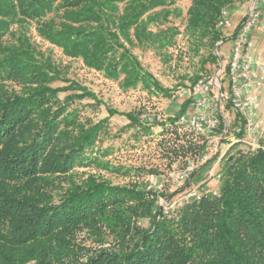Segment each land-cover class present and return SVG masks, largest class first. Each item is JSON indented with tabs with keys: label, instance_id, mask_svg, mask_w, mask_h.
I'll return each mask as SVG.
<instances>
[{
	"label": "trees",
	"instance_id": "trees-1",
	"mask_svg": "<svg viewBox=\"0 0 264 264\" xmlns=\"http://www.w3.org/2000/svg\"><path fill=\"white\" fill-rule=\"evenodd\" d=\"M177 2L0 0V264H264V137L257 150L229 149L216 173V195L165 211L159 200L171 195L148 188L145 180L157 178L156 170L109 168L96 155L109 119L119 114L107 109L106 118L93 122L69 111L74 99L95 97L68 81L52 51L30 36L33 27L42 42L123 92L140 87L169 97L133 51L164 53L176 46L181 31L173 22L183 18ZM248 3L190 1L182 32L198 67L183 92L218 65L213 50L228 41L217 28L222 12ZM225 79L226 72L222 87ZM191 101L186 97L164 122L141 120L140 111L120 114L128 122L123 129L137 130L136 138L150 136L154 127L170 129L172 156L184 157V167L189 154L200 161L209 155L207 140L177 123ZM233 114L230 136L240 139L243 120ZM213 159L191 174L199 189L207 186ZM100 165L128 182L77 175Z\"/></svg>",
	"mask_w": 264,
	"mask_h": 264
},
{
	"label": "rangeland",
	"instance_id": "rangeland-1",
	"mask_svg": "<svg viewBox=\"0 0 264 264\" xmlns=\"http://www.w3.org/2000/svg\"><path fill=\"white\" fill-rule=\"evenodd\" d=\"M190 1L178 0L176 4L181 10L183 18L173 22V25L178 26L181 31L176 39L175 47L170 48L164 53L141 49H135L133 51L144 69L152 74L163 88L170 91L169 97L163 96L162 94L155 95L148 93L140 87L123 92L116 83L105 80L100 73L88 70L80 61L66 59L59 50L42 42L37 37L33 27L30 29V36L33 42L38 47H41L42 50L52 51L53 60L62 67L63 75L67 80L87 89L95 97V99H74L68 106L69 111L76 110L81 119H89L93 122L106 118L107 109L115 110L119 114L109 119L108 134L103 135L101 141L96 145V155L101 164L107 163L109 168L116 166L156 170L159 174L158 179L155 176H149L145 180H148L151 186H156V190L162 194L166 196L171 195L168 201H165L163 198L159 200L161 207L167 209L181 206L185 202L187 193L193 188L199 187L192 182L191 176L189 180L177 179L179 174L184 170V157L178 156L175 158L172 156L171 144L173 143V137L169 133L170 129L168 132H162L161 128L154 127L150 136L136 138L137 130L123 129L128 122L120 114L140 111L142 113L141 120L146 117L150 123L152 118H156L158 122H164L179 110L180 105L186 98V95H182L184 85H190L187 78L192 76L198 67L197 57L192 53L193 47L184 32H182L184 15L190 5ZM247 1L250 3V0ZM249 3L247 5H237L230 11L233 27L245 15ZM252 44L253 53L258 54L260 59L264 61V29L255 28L253 30ZM230 49L231 42L228 41L219 45L217 49L216 47L214 48L213 53L218 58V65L217 67L211 66L210 70L212 75L210 77L218 75L217 79L220 78V70L225 69L230 59ZM227 80L225 79L223 83L224 91L227 88ZM57 85L63 86V84ZM76 93L80 94V91H76ZM66 95L65 93L60 94L59 98L62 99ZM258 114L261 140L264 137V86L259 94ZM222 115L229 126L227 136L230 137V134H232L234 114L231 110L223 109ZM181 129H177V131ZM178 132L181 135V132ZM103 151L105 154L102 153ZM220 155L213 157L214 159L211 161L205 173V183L207 185L205 188L210 189L218 186L214 175L219 170L220 162L217 164V161ZM212 156L206 155L204 157L207 159L196 161L189 154L186 156L188 158L186 160L196 169L206 160L212 158ZM222 159L219 160L222 161ZM102 166L80 168L78 169L77 175L85 177L88 174H96L118 185H123L128 182V179L122 178L120 175L114 174ZM156 179L159 180L157 184Z\"/></svg>",
	"mask_w": 264,
	"mask_h": 264
},
{
	"label": "built area",
	"instance_id": "built-area-1",
	"mask_svg": "<svg viewBox=\"0 0 264 264\" xmlns=\"http://www.w3.org/2000/svg\"><path fill=\"white\" fill-rule=\"evenodd\" d=\"M217 28L222 30L228 42H231L226 71L220 70L219 79L218 75L198 79L190 89L182 92V95L192 101L177 123L183 130L204 137L208 143L209 156L216 157L221 154L219 159H222L234 144L251 151L260 148L258 110L259 94L264 86V63L258 54L253 53L251 36L255 28L264 29V0H250L243 19L235 27L231 22V14L222 12ZM221 44L222 42H219L217 46ZM224 72L228 79L226 91L220 82ZM227 104L230 110L243 120V137L240 139L232 135L227 136L229 126L222 115V110ZM221 123L223 128L217 132ZM204 159L207 158L203 157L200 161ZM219 159L217 164L221 163ZM193 171V166L188 163L177 179L189 180ZM214 177L218 182L219 176L215 174ZM148 188L156 190V186L150 184ZM217 192V187L193 188L187 193L185 201L199 200L202 196L216 195Z\"/></svg>",
	"mask_w": 264,
	"mask_h": 264
},
{
	"label": "crops",
	"instance_id": "crops-1",
	"mask_svg": "<svg viewBox=\"0 0 264 264\" xmlns=\"http://www.w3.org/2000/svg\"><path fill=\"white\" fill-rule=\"evenodd\" d=\"M262 30V29H261ZM251 40H252V36H251ZM263 63H264V61H263Z\"/></svg>",
	"mask_w": 264,
	"mask_h": 264
},
{
	"label": "water",
	"instance_id": "water-1",
	"mask_svg": "<svg viewBox=\"0 0 264 264\" xmlns=\"http://www.w3.org/2000/svg\"><path fill=\"white\" fill-rule=\"evenodd\" d=\"M216 49H217V46H216Z\"/></svg>",
	"mask_w": 264,
	"mask_h": 264
}]
</instances>
